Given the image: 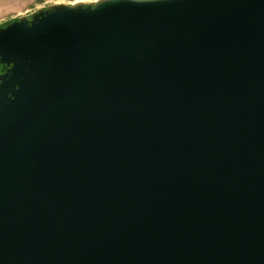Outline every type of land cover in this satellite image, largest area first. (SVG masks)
<instances>
[{"label": "water", "instance_id": "obj_1", "mask_svg": "<svg viewBox=\"0 0 264 264\" xmlns=\"http://www.w3.org/2000/svg\"><path fill=\"white\" fill-rule=\"evenodd\" d=\"M0 264H264V0L0 26Z\"/></svg>", "mask_w": 264, "mask_h": 264}, {"label": "rangeland", "instance_id": "obj_2", "mask_svg": "<svg viewBox=\"0 0 264 264\" xmlns=\"http://www.w3.org/2000/svg\"><path fill=\"white\" fill-rule=\"evenodd\" d=\"M96 0H0V26L13 20L29 17L35 11L53 5L93 4Z\"/></svg>", "mask_w": 264, "mask_h": 264}, {"label": "bare ground", "instance_id": "obj_3", "mask_svg": "<svg viewBox=\"0 0 264 264\" xmlns=\"http://www.w3.org/2000/svg\"><path fill=\"white\" fill-rule=\"evenodd\" d=\"M96 1H97V0H96ZM96 1H95V2H96Z\"/></svg>", "mask_w": 264, "mask_h": 264}]
</instances>
